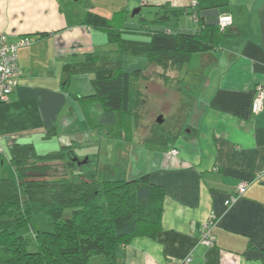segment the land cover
I'll list each match as a JSON object with an SVG mask.
<instances>
[{
	"label": "crops",
	"instance_id": "1",
	"mask_svg": "<svg viewBox=\"0 0 264 264\" xmlns=\"http://www.w3.org/2000/svg\"><path fill=\"white\" fill-rule=\"evenodd\" d=\"M192 1L0 0V33L14 42L34 39L19 49V85L10 100L0 105V175L15 176L6 151L14 142L33 143L37 150L34 140L47 144L51 141L47 139L61 133L54 142L56 151L42 147L39 151L58 153L68 144L85 148L84 132L76 127L77 121L83 129L87 120L78 100L84 94L74 98L69 93L73 79L64 83L63 67L82 62L87 53L117 48L103 31L84 23L89 11L110 18L125 10V26L139 28V18L132 16L135 9L150 8L147 18L153 19L160 6L190 9ZM199 15L209 24L224 15L232 16V22L217 48L194 54L175 72L183 113V129L175 144L178 154L133 136L121 140L105 133L101 137L104 179L149 174L165 190L161 230L155 237L138 236L119 244L114 264H180L189 257L188 264L264 262V104L261 111H253L255 86L264 84V0H228L225 6L199 10ZM198 27L193 15L186 13L169 31L194 33ZM133 31L126 36L144 38ZM132 57L136 56L124 57L125 69H141L128 70ZM86 92L92 94L94 89L88 87ZM73 109L80 113L76 117L80 121ZM30 137L32 141H24ZM242 181L249 182L246 192L227 204ZM212 213L218 217L217 243L208 247L200 238ZM105 262L104 257H95L90 264Z\"/></svg>",
	"mask_w": 264,
	"mask_h": 264
},
{
	"label": "trees",
	"instance_id": "2",
	"mask_svg": "<svg viewBox=\"0 0 264 264\" xmlns=\"http://www.w3.org/2000/svg\"><path fill=\"white\" fill-rule=\"evenodd\" d=\"M227 4L228 0H197L190 9H166L169 7L163 5L153 19L140 16L139 28L125 26V10L110 18L89 11L84 23L103 31L117 48L87 53L82 62L65 64L64 83L68 84L73 75H92L94 92L78 100L100 107L97 126L109 138L130 139L132 124L145 105L137 84L151 77L146 75L148 67L157 65L163 72L156 77L170 78L194 54L217 48L227 35L226 28L222 29L219 22L206 23L199 10ZM186 13L195 14L197 31L170 32ZM133 30L143 33L144 38L127 37ZM128 55L146 58L147 67L127 71L124 57ZM155 135L146 143L176 149L178 129L169 132L159 128ZM76 148V144H68L58 153L42 154L33 143L10 144L8 153L15 176L0 175V264H90L95 257L114 264L119 244L138 236L155 237L161 230L162 186L149 174L134 179H99L96 154L82 162L85 157H79ZM67 209L72 211L65 216ZM37 214L53 222V231L20 234L19 230L31 225Z\"/></svg>",
	"mask_w": 264,
	"mask_h": 264
},
{
	"label": "rangeland",
	"instance_id": "3",
	"mask_svg": "<svg viewBox=\"0 0 264 264\" xmlns=\"http://www.w3.org/2000/svg\"><path fill=\"white\" fill-rule=\"evenodd\" d=\"M150 13H151V9L148 7H144L141 14H137L135 18L138 19L140 16L150 17L151 16ZM130 60H131L130 61L131 64L128 70L135 69L137 67H141V68L147 67L145 66L146 58L144 57H132V59ZM146 72H147L146 75L148 76L151 75L150 78L152 79L150 78L148 80L141 79L138 82L137 87L140 89L142 96L147 101L144 105L145 107L144 106L141 107L140 116L136 119L135 124L134 125L132 124V129H133L132 138L133 139L135 138V140L141 143L146 142L147 139L149 138H154V136H156L155 132L159 128L161 130L164 129L169 132L171 130L173 131V129H178L180 131H182L183 129V120H181L180 117L181 114L183 115V113H182V107H180L179 104V102H181L180 96L182 93H180L178 89L179 86L178 84H176L177 83L176 74L172 73V75H170L172 77L170 78L165 77L163 79L161 78L159 79L156 77V75L158 72H163V70L160 67H157V65L149 66ZM91 77L92 76L88 74L71 76V81L72 79L73 81L72 84L69 85L70 86L69 93L73 95L74 98H77V96H79L80 94H84V96H86V94L88 93L86 92L88 87L93 89L90 82ZM181 86H183V88L184 87L187 88L188 85L181 83ZM80 107L82 108L83 111H85L87 115V120L84 123L85 127L81 129L80 124L76 120L75 121L77 123L76 127H78L79 131L84 132V137H85L84 141L86 144H85V148H83L82 150L76 148V154L87 153V155L89 154L91 156L96 154L99 160L98 178L104 179L103 172L106 169L103 166L102 162L105 151V140L101 139V137L102 136L104 137L105 132L103 130L101 131V129L97 126L100 119L101 110L100 111L98 110L99 106L93 104L90 105V103H85L84 106L82 104ZM73 113H74V118L78 117V115L80 116V113L78 112L77 109H73ZM161 115L163 116V122L158 123L157 118ZM58 129L59 132H62L61 127ZM58 136L62 137L61 133L55 134L54 136L51 137V139H47V140H51L47 144L43 142H39L37 139L34 140L33 142L37 144L38 151L39 149H41V147L45 148L46 150L47 148H51L53 151H56L57 148H54L55 145L54 142H56ZM29 139L32 138L31 137L27 138L24 141H32ZM6 151H8V148ZM100 163L102 165H100ZM111 178H115V176H112ZM71 211H72L71 209H67L65 211V216L70 215ZM53 226L54 224L49 218H47L43 214H37L32 219V224L25 226L23 229L19 230V233L23 235H29L33 233V230L40 232L53 231L54 229Z\"/></svg>",
	"mask_w": 264,
	"mask_h": 264
},
{
	"label": "built area",
	"instance_id": "4",
	"mask_svg": "<svg viewBox=\"0 0 264 264\" xmlns=\"http://www.w3.org/2000/svg\"><path fill=\"white\" fill-rule=\"evenodd\" d=\"M197 5V0L192 1V6ZM195 19V14L193 15ZM219 25L222 29L226 28L232 22V16L224 15L219 18ZM34 39L31 37H23L19 41H11L7 34L0 33V105L10 100L11 95L14 93L16 87L19 85L21 69L19 66L18 51L21 47L31 45ZM264 104V84L258 83L255 86V99L253 102V111L259 112L262 110ZM2 149L0 148V153ZM171 153L176 155V149L171 150ZM258 178V177H257ZM249 185L248 181H242L237 187V193L233 194L228 200L227 204H232L238 196L244 194ZM218 223V217L212 213L208 220L203 224V230L200 238V243L205 246L211 247L216 245L217 236L214 234V228ZM192 260L191 257L187 258L180 264H188Z\"/></svg>",
	"mask_w": 264,
	"mask_h": 264
},
{
	"label": "water",
	"instance_id": "5",
	"mask_svg": "<svg viewBox=\"0 0 264 264\" xmlns=\"http://www.w3.org/2000/svg\"><path fill=\"white\" fill-rule=\"evenodd\" d=\"M141 9H142L141 7L135 9V10L132 12V16H136L137 14H139V13L141 12ZM157 122H158V123H162V122H163V116H162V115L159 116V117L157 118ZM87 159H88V157H86L82 162H86Z\"/></svg>",
	"mask_w": 264,
	"mask_h": 264
}]
</instances>
